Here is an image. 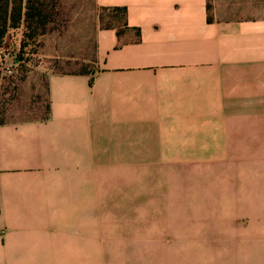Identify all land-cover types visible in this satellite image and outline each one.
Masks as SVG:
<instances>
[{
    "label": "crops",
    "instance_id": "0c3cea01",
    "mask_svg": "<svg viewBox=\"0 0 264 264\" xmlns=\"http://www.w3.org/2000/svg\"><path fill=\"white\" fill-rule=\"evenodd\" d=\"M92 1L95 72L0 125V264H264V0Z\"/></svg>",
    "mask_w": 264,
    "mask_h": 264
},
{
    "label": "rangeland",
    "instance_id": "374dc122",
    "mask_svg": "<svg viewBox=\"0 0 264 264\" xmlns=\"http://www.w3.org/2000/svg\"><path fill=\"white\" fill-rule=\"evenodd\" d=\"M33 1L38 16L9 28L0 47V123L42 117L50 75L95 72L89 26L122 24L119 14L95 8L92 0Z\"/></svg>",
    "mask_w": 264,
    "mask_h": 264
},
{
    "label": "trees",
    "instance_id": "16d2710c",
    "mask_svg": "<svg viewBox=\"0 0 264 264\" xmlns=\"http://www.w3.org/2000/svg\"><path fill=\"white\" fill-rule=\"evenodd\" d=\"M24 5V6H23ZM33 0H0V47L3 43V39L8 31V29H15L19 24L29 17L36 18L38 14V9L34 6ZM103 11H106L105 9ZM109 12L119 14L121 19L125 15L124 8H114L109 10ZM81 74L86 75L88 72L86 70L77 72H57L56 74ZM49 117V101L47 96V105L45 107L44 115L40 118L24 120L22 122H32V121H45ZM6 123H0L3 125Z\"/></svg>",
    "mask_w": 264,
    "mask_h": 264
}]
</instances>
